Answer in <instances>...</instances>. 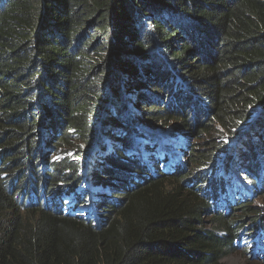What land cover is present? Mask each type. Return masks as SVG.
Instances as JSON below:
<instances>
[{
	"label": "trees",
	"instance_id": "1",
	"mask_svg": "<svg viewBox=\"0 0 264 264\" xmlns=\"http://www.w3.org/2000/svg\"><path fill=\"white\" fill-rule=\"evenodd\" d=\"M260 198L264 0H0V264L260 261Z\"/></svg>",
	"mask_w": 264,
	"mask_h": 264
},
{
	"label": "rangeland",
	"instance_id": "2",
	"mask_svg": "<svg viewBox=\"0 0 264 264\" xmlns=\"http://www.w3.org/2000/svg\"><path fill=\"white\" fill-rule=\"evenodd\" d=\"M193 143L194 147L196 145H204V143L199 138L195 139V141L193 139ZM254 204H256V206H258L260 209L264 208V201L261 200V198L259 200H256ZM218 261L221 264H264V259H260L262 263L260 261L251 260L248 258L246 253L242 252L241 249L239 251L230 252L220 257Z\"/></svg>",
	"mask_w": 264,
	"mask_h": 264
},
{
	"label": "clouds",
	"instance_id": "3",
	"mask_svg": "<svg viewBox=\"0 0 264 264\" xmlns=\"http://www.w3.org/2000/svg\"><path fill=\"white\" fill-rule=\"evenodd\" d=\"M159 133H161V134H165L164 132H160V131H159ZM166 150H167V149H166Z\"/></svg>",
	"mask_w": 264,
	"mask_h": 264
}]
</instances>
